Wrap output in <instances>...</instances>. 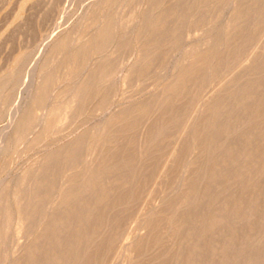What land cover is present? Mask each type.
I'll return each instance as SVG.
<instances>
[{"label":"rangeland","instance_id":"374dc122","mask_svg":"<svg viewBox=\"0 0 264 264\" xmlns=\"http://www.w3.org/2000/svg\"><path fill=\"white\" fill-rule=\"evenodd\" d=\"M249 262L264 0H0V264Z\"/></svg>","mask_w":264,"mask_h":264},{"label":"bare ground","instance_id":"6f19581e","mask_svg":"<svg viewBox=\"0 0 264 264\" xmlns=\"http://www.w3.org/2000/svg\"><path fill=\"white\" fill-rule=\"evenodd\" d=\"M246 21V20H245ZM253 53V52H252ZM250 78V77H249ZM236 95V94H235ZM235 97V96H234ZM228 122V121H227ZM235 132V131H234ZM234 134V133H233ZM91 181V180H90ZM30 203H31V201H30ZM31 206H33V205H31ZM77 213H79V212H77ZM86 219H88V218H86ZM61 228V227H60ZM64 230V229H63ZM151 231V230H150ZM62 232V231H61ZM148 240V239H147ZM247 264H252V263H247Z\"/></svg>","mask_w":264,"mask_h":264}]
</instances>
